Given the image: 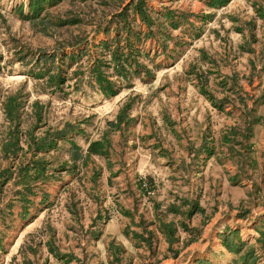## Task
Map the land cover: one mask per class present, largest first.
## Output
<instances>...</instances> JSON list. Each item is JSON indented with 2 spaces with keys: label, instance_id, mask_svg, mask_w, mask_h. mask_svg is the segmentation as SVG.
Masks as SVG:
<instances>
[{
  "label": "rangeland",
  "instance_id": "obj_1",
  "mask_svg": "<svg viewBox=\"0 0 264 264\" xmlns=\"http://www.w3.org/2000/svg\"><path fill=\"white\" fill-rule=\"evenodd\" d=\"M28 1L0 0V264H264V0Z\"/></svg>",
  "mask_w": 264,
  "mask_h": 264
},
{
  "label": "trees",
  "instance_id": "obj_2",
  "mask_svg": "<svg viewBox=\"0 0 264 264\" xmlns=\"http://www.w3.org/2000/svg\"><path fill=\"white\" fill-rule=\"evenodd\" d=\"M42 1H44V0H29L28 1V14H29L28 16H30L32 11H36L40 7ZM131 1L132 0H130L129 3H131ZM217 1L221 2V0H209V2H214V3H216ZM131 7H132L134 12H137L138 14H140L142 16V21L145 22L146 25L149 24L150 20H149L148 16L145 14V12L143 10L141 0H134V2L132 3ZM261 8L262 7L257 6L255 9H256V11H260L261 15H264V12H263V10ZM124 12H125V6H124V10L121 11V14H124ZM120 54L122 55V54H124V52L120 49V47L118 45L114 46V49L112 50L111 58H113L114 60H117V58L119 59ZM114 68H115V72L118 73V75L120 74L122 77H126L124 68H123V66L121 64H117L116 66H114ZM92 69L96 71L95 72L96 76H94V77H95V80L98 82V84H99L100 88L102 89V91H104L107 94L113 93L114 90H115L114 89V82L111 79H108L106 76L102 77L99 74L101 72L99 70H96V66H94ZM47 75H48V78H54V81L56 79L60 80V76L59 75L54 76V75L49 74V73ZM202 91L205 93L204 90H202ZM11 103L13 104V102L11 100V97L9 96L7 98V102L5 103V105L9 106V105H11ZM8 114H9V117L12 118L10 111L8 112ZM12 114H13V117H14V111L12 112ZM116 119L120 120V117L116 116ZM16 120H17V118H15V121ZM109 123L111 125L114 124L112 121H109ZM59 135H60V133L56 134V135L53 134L52 138H47L46 137V139L43 141V143L39 144L38 147L44 148L45 146L46 147L52 146V144L55 142V139L58 138ZM102 143H103V139L102 140L98 139V140L91 141L86 147L85 155H88L90 152H95V151L104 152L105 151V146ZM205 149H207V147H205ZM34 164H33V168H34L35 172H40L42 170V169H40L41 166H38L36 164L34 165ZM20 182L23 183V181H21V180H20ZM26 187L27 186H23L22 189H25ZM16 191H18V190H16ZM21 193H23V191ZM172 207L174 209H176V207L173 204H172ZM201 208L202 207L199 206V209H201ZM192 211H194V210H191V212ZM161 221H164V220H161ZM178 225H179V227H181L180 229L187 230V225L184 222H176L173 219L167 220L165 222H159L157 224L156 228L161 234L166 236V239L169 241V243H171V241L176 239V237L178 236L177 235L178 234V231H177L178 230ZM231 231L232 230H230L229 232H231ZM229 232L228 233H225V232L220 233L221 238H222L221 239L222 243H224L228 247L229 250H231L233 252H237V251H239V248H237V247H239L242 244V241L239 240L238 241V245L230 243V240H228V238H227L228 235L230 234ZM259 232H260L261 235H264V230H260ZM149 233H151V232H149ZM135 235H137V234H135ZM141 237H143V236L141 235ZM176 252H177V250L175 252H172V255L176 254ZM53 253H54V255H57L58 252H53ZM249 253H251V255H252L253 252H250V250L246 249L244 252L240 253L238 255V257L236 259H234V260H239L241 264H245V263H247L246 259H247L248 255H249Z\"/></svg>",
  "mask_w": 264,
  "mask_h": 264
}]
</instances>
